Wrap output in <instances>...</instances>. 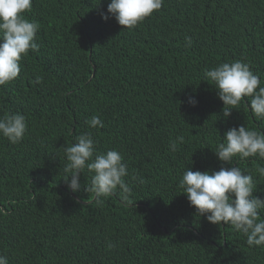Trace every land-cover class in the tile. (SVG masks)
<instances>
[{
	"label": "trees",
	"instance_id": "16d2710c",
	"mask_svg": "<svg viewBox=\"0 0 264 264\" xmlns=\"http://www.w3.org/2000/svg\"><path fill=\"white\" fill-rule=\"evenodd\" d=\"M98 3L32 0L26 13L40 25L41 48L0 87V116L19 112L28 125L18 144L0 137V255L9 264H264V246L250 247L230 225L196 215L179 188L186 167H229L212 152L228 129L264 131L243 102L225 119L203 76L243 60L264 82V0H165L131 30L105 22L100 12L109 0ZM94 115L103 128L89 129ZM87 131L98 151L123 155L131 207L118 194L97 204L84 190L87 170L78 193L65 184L64 146ZM178 136L184 142L172 152L169 140ZM232 163L253 176L254 195L264 199L256 171L264 159Z\"/></svg>",
	"mask_w": 264,
	"mask_h": 264
},
{
	"label": "clouds",
	"instance_id": "9594fccd",
	"mask_svg": "<svg viewBox=\"0 0 264 264\" xmlns=\"http://www.w3.org/2000/svg\"><path fill=\"white\" fill-rule=\"evenodd\" d=\"M102 2L99 0L98 5ZM165 0H109L107 12H100L107 22L114 18L124 30L134 29L146 18L159 11ZM32 0H0V87L15 81L21 72L20 61L29 51L39 54L37 43L40 25L30 20L26 13L32 10ZM186 46L191 47L190 37ZM223 102L222 116L227 119L233 110L243 102L257 120H264V82L254 74L250 65L243 60L226 61L207 69L203 73ZM41 82L36 77L34 84ZM188 104L195 107L197 101L188 97ZM85 123L89 129L103 128L99 116H92ZM28 130L26 116L19 112L0 116V137L11 144L20 143ZM184 142L183 136L169 140V149L177 151ZM91 131L76 137L72 144L64 146L66 163L63 167L64 182L73 193L81 190L80 175L87 170L90 184L84 187L92 193L97 204L112 194H118L127 207L132 206L133 185L126 180L128 164L116 149L104 152L97 150ZM212 151V150H211ZM222 164L218 171H193L186 167L179 181V188L186 196L196 215L205 217L213 225H230L246 237L250 247L264 246V199L254 195L257 187L251 174L237 166H231L233 159L245 160L250 157L264 159V131L239 126L228 129L223 139L212 151ZM256 171L264 176V167ZM133 182L144 183L142 177L133 175ZM254 188L256 189L254 191ZM111 247V245H109ZM0 264H9L6 255H0Z\"/></svg>",
	"mask_w": 264,
	"mask_h": 264
}]
</instances>
